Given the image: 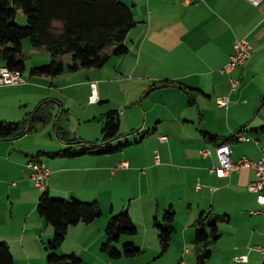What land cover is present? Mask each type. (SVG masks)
<instances>
[{
	"label": "crops",
	"instance_id": "1",
	"mask_svg": "<svg viewBox=\"0 0 264 264\" xmlns=\"http://www.w3.org/2000/svg\"><path fill=\"white\" fill-rule=\"evenodd\" d=\"M120 1L131 7L137 20L125 41L129 48L126 54L111 56L100 68L66 69L55 77L37 76L40 79L31 73L30 79L26 72L41 65L30 63L29 66L22 56L28 65L22 72L25 82L0 85V122L28 121V126L35 125L32 131L0 138V159L5 162L0 171L1 227H6L9 219L8 230L20 233L26 229L17 238L0 234V240L10 244L12 253V242L16 243L23 249L27 264H34L28 244L35 241L37 248L46 246L55 231L37 212L41 191L66 199L98 200L105 211L114 198L116 178L136 175L140 195L147 185L148 195L143 203L148 219L154 214L159 220L160 208L171 207L175 211L176 230L170 248L160 254L163 258L172 249L176 252L169 264H189V261L195 264L196 221L208 211L227 219L218 223L220 235L209 246L211 257L207 264H264L263 253L255 248L264 246V213L258 211L261 208L258 194L249 187L256 178L255 169L244 167L225 176L210 169L220 164L216 148L221 143L231 145L234 160L243 157L259 160L263 154L264 0ZM240 38L249 39L253 53L244 66L227 72L225 66L235 51V41ZM34 48L51 53L46 47ZM49 57L52 61V53ZM63 59L67 64L73 63L71 55ZM0 66H5L1 59ZM232 79L240 81L237 88L233 87ZM84 85L89 89V105L102 104L103 109H86L81 123L117 110L120 131L113 139L103 141V123L97 141L87 137L78 139L85 146L97 142L98 146L121 147L106 153L55 156L52 153L65 149L68 141L60 137L61 141L55 144L49 139L38 142L34 134L39 124L46 131L54 124L59 135L67 137L62 135V131H68L62 119L67 112L70 114L69 109L62 97L51 96L50 91L74 90ZM119 88L123 92L118 101L114 92ZM226 95L230 96V105L220 106L219 99ZM44 103L52 110V116L47 123H34L33 117ZM123 122L129 126L124 131ZM136 133L143 135L141 140H127V143L120 140L115 146L121 135L134 134L137 138ZM237 133L245 139L237 137ZM153 134L158 140L151 147L149 158L139 153L127 157L134 142ZM210 135L218 136L219 140L213 141ZM45 136L43 133L42 137ZM85 146L76 147L79 150ZM154 150L160 153V162L156 161ZM205 150L212 154L204 155ZM33 159L43 161L51 170L45 189L31 174L28 164ZM142 166H145L143 172L138 174ZM8 198L12 200V209L3 213L2 201ZM115 209L114 205L104 221L97 219L71 226L70 233H87L89 247L104 242L106 224ZM129 212L136 220L133 210ZM31 218L34 219L30 221ZM39 227L42 229L38 230ZM44 228L50 239H46ZM29 230L31 234L27 236ZM158 233L156 230L157 237ZM150 240L143 239L146 248H150ZM186 254L190 260H185ZM20 256L23 259V253ZM246 256L243 261L237 260Z\"/></svg>",
	"mask_w": 264,
	"mask_h": 264
},
{
	"label": "trees",
	"instance_id": "2",
	"mask_svg": "<svg viewBox=\"0 0 264 264\" xmlns=\"http://www.w3.org/2000/svg\"><path fill=\"white\" fill-rule=\"evenodd\" d=\"M23 9L28 24L19 25L18 10ZM62 22L57 25L56 21ZM137 24L131 7L120 0H0V59L10 70L21 73L28 69L22 58L24 40L31 39L34 47H46L53 55L49 64L30 67L32 76H52L62 74L66 69L76 71L81 68L103 67L113 55L128 52L125 44L129 31ZM71 55L72 64H67L63 57ZM52 110L44 103L33 122L47 123ZM103 126V141L116 137L120 131V114L114 110L106 113ZM35 125L26 122H0V138H10L32 131ZM63 133V131H62ZM62 137L68 141L65 149L53 152L55 156L74 157L86 152H113L119 147L112 145L98 146L97 142L85 146L78 138ZM218 141L216 135H210ZM85 146L77 149L76 146ZM99 148V150H97ZM37 212L54 227L55 235L46 243L49 264H81L82 259L76 253L60 254L71 226L80 223L89 224L103 215L98 200L85 201L78 198H54L45 191L38 202ZM227 219L214 211L203 212L196 221L195 243L197 257L195 264H207L211 257L209 246L219 238L218 223ZM175 211L165 213L164 222L157 223L161 252L166 253L171 245L176 227ZM103 251L114 258L136 257L142 249L136 243L127 242L124 251L115 243L123 236L138 234V228L128 209L112 215L106 230ZM0 264H16L11 246L7 241H0Z\"/></svg>",
	"mask_w": 264,
	"mask_h": 264
},
{
	"label": "rangeland",
	"instance_id": "3",
	"mask_svg": "<svg viewBox=\"0 0 264 264\" xmlns=\"http://www.w3.org/2000/svg\"><path fill=\"white\" fill-rule=\"evenodd\" d=\"M17 21H18L19 25H22V26H25L28 24V19H27L26 14L24 13L23 9L18 10ZM56 23H57V25H62V22L59 20H57ZM30 43H31L30 38H27L24 40L23 56L26 59V61L28 62L29 66H30V63H36V65H42V64L51 62L52 58L49 57V55L51 53L47 52L46 49H37V48L35 49L33 46H31L32 44L30 45ZM26 75H28V77L30 79H32V77L30 76L29 70L26 72ZM44 77L48 78L46 76H44ZM40 78L41 77L36 76V79H40ZM88 92H89V89L87 91V86L84 85V86H80L76 89L74 88V90L69 89L66 91H61L60 89H54V90L50 91V95L51 96L58 95V96L62 97V101L64 102L65 107H67V109H69L70 114H68V112L65 114V117L62 119V123H63L64 127H66V130L68 129V131H70V137H72V138L81 137L83 139H86L84 137H87V138L93 139L94 141H97V139H98L97 137L98 136H99V138L101 137L102 124L105 121L104 114H99L97 119L89 121L88 123H86V122L81 123V120L82 121L85 120V119H83L82 114H83V112H85L86 109H88V110H92V109H99V110L101 109L102 110L103 109L102 104H97V105H92V106L89 105ZM122 92H123V88H119V89L115 90V92H114V95L117 96L118 101L121 98ZM128 127H129L128 124L125 125V122L122 123V131H124V129L125 130L128 129ZM38 129H39L38 132L34 133V134H36V138H37L38 142H42L44 140L49 139V140H52V143L55 144L57 141H61L59 133L54 128V124H50L48 131L45 130V126H43L42 124H39ZM43 133H46L45 138L42 137ZM64 134H65V131H63L62 135H64ZM128 134L121 135L120 138L116 140V143H114L115 146H118L120 144V142H119L120 140L122 141V143H127V140H131V141H135V139L141 140L142 136H143L142 134L136 133L135 135H138V136H137V138H135L134 134H131V135H128ZM155 135L156 134H153L151 137H149L147 139H143L142 141H138L137 143L134 142V144L132 146H130V149H128V151H127L128 152L127 157L131 156L133 154L139 153L140 156L144 155L143 156L144 158H147V157L149 158L150 149L155 144L156 139L158 140V138ZM157 151H159V150L157 149ZM153 152H156V150H154ZM158 153L159 152H156L155 156ZM44 159L48 160V158H46V157H44ZM4 167H5V162L0 159V171H2V169ZM143 167H145V166H142V168L138 169L139 170V171H137L138 174H141V172H143V169H144ZM152 174H153V172H152ZM135 177H136V175H133V176H130L127 178H123V179L116 178V180L114 182V192H115V194L113 196L114 198L112 201L109 202L108 206H106L105 211L103 209V215L98 218L97 222L106 220L108 211L110 212L114 205L116 206V209L111 214L109 221H110L112 215L118 214L125 209H128L129 211H130V209H132L134 215L136 216V220H134V222L138 228V234H136L134 236H128V235L123 236L119 242L115 243V246L117 245V247L121 251L122 250L124 251V245L127 242L133 241L134 243L137 244L138 247H140L142 249L141 253L138 256H136V257L124 256V257H120V258H114L110 254H108V252L103 251L102 246H103L104 242L99 241V244L97 242V244H95L94 246L89 247L87 245L91 241H89L88 234L85 232L84 233L82 232V234H81V233H77L76 231L73 232L72 234L69 231V233L66 237V240L63 243L62 249H59L58 252L60 254H68V255L72 254V253H76L82 259L81 264H169L171 258L174 257L175 251L172 249L169 253H167L165 255V257H163V258L160 257V254L162 252H161L159 236L157 237L156 230H159L157 223H160V222L163 223L164 222L165 211H170L171 207L170 208H166V207L160 208V210H159V213L161 215V218L159 219L160 222L154 214L151 216V219L150 218L148 219L147 216L144 214L146 205H144V203H143V200H145L146 195H148L147 185L145 187L146 190L144 189V192H143L144 194L140 195V193L138 191L139 182ZM147 183L148 182L146 181V184ZM41 193L43 194L44 192L41 191ZM52 197L61 198V196H52ZM77 198H79V197H77ZM79 199H81V198H79ZM90 200H94V199H90ZM11 202H12V200H10L9 198L7 200L2 201V205L4 208L3 213L6 210L8 212L12 209V203ZM164 209H166V210H164ZM24 210L25 209H23V211ZM155 211H157L156 207H155ZM33 219L34 218H31L30 221H32ZM109 221H108V223H109ZM7 223H8L7 224V226H8L9 225V219L7 220ZM108 223L106 224V227H107ZM7 226L1 227V223H0V234H2L3 236H7V237L9 236L11 238H17L18 236L20 237L22 234L24 235L26 233V229L20 233H17L15 231L8 230ZM82 226H84V225H82ZM29 228H31V226ZM72 228H74V227L72 226ZM37 229L40 230L42 228L39 227ZM53 229H51V230H53ZM96 229H97L96 231H98V228H96ZM72 230H74V229H72ZM105 230H106V228H105ZM147 231H148V233H147ZM38 233L41 234L42 232L39 231ZM44 233L46 234V239H50V238H48L49 237L48 231H46L45 228H44ZM30 234L31 233L29 230L26 235L29 236ZM147 234H148V236H147ZM54 235H55V231H53V237L50 240H52L54 238ZM158 235H159V233H158ZM145 237H146V239H148V238L151 239L150 240L151 242L149 243L150 248H146L147 244H143V239ZM0 241H2V240H0ZM49 241H47V242H49ZM12 245H13V248H12L13 253L15 254L16 259H17V264H27L23 249H21L20 246H18L16 243L12 242ZM37 245L38 244H36L35 241H34V243L31 242V244H28V249L34 258L33 263L34 264H49V262H48V255L49 254H48V251H46V246L42 247V245H41L40 248H37ZM142 245H144V246L142 247ZM81 247H82V249H81ZM18 248H20V249H18ZM192 252H194V251L192 250ZM20 253H23V259L20 256ZM156 254H157V256H156ZM156 257H158V258H156ZM184 258H185V260H187V259L190 260L187 256V254L185 255ZM189 264H190V261H189Z\"/></svg>",
	"mask_w": 264,
	"mask_h": 264
},
{
	"label": "built area",
	"instance_id": "4",
	"mask_svg": "<svg viewBox=\"0 0 264 264\" xmlns=\"http://www.w3.org/2000/svg\"><path fill=\"white\" fill-rule=\"evenodd\" d=\"M258 1V0H257ZM253 53V45L247 38H240L235 41V51L232 54L229 63L225 66L227 72H230L238 66H244L247 60ZM25 82L23 75H18L14 71H6L5 66H0V85H8L15 83ZM233 87L237 88L240 81L238 79H232ZM93 97V96H92ZM230 96L226 95L219 99L220 106L228 107L230 105ZM237 137L245 139L241 133L236 134ZM163 139H167L163 136ZM216 152L218 154L220 164L213 165L210 169L212 172L218 173L220 176H225L232 171L241 170L244 167L254 168L256 171V178L250 184V190L255 192L259 196L261 208L258 210L260 213H264V150L262 157L259 160H251L246 157L234 160L232 158V147L228 143H221L217 146ZM204 155H211V151H203ZM156 161L160 162V154H156ZM31 168V174L34 179L42 188H46L45 182L48 179L51 170L48 166L40 160H31L28 164ZM256 249L261 251L264 255V246H256ZM246 257H238V261L245 260Z\"/></svg>",
	"mask_w": 264,
	"mask_h": 264
},
{
	"label": "bare ground",
	"instance_id": "5",
	"mask_svg": "<svg viewBox=\"0 0 264 264\" xmlns=\"http://www.w3.org/2000/svg\"><path fill=\"white\" fill-rule=\"evenodd\" d=\"M5 70L6 71H14V73L18 74V75H23L20 71L18 70H10L8 67L5 66ZM45 189V188H44Z\"/></svg>",
	"mask_w": 264,
	"mask_h": 264
}]
</instances>
